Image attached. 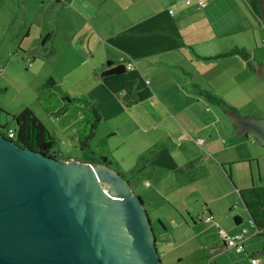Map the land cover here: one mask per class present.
<instances>
[{
	"label": "crops",
	"instance_id": "0c3cea01",
	"mask_svg": "<svg viewBox=\"0 0 264 264\" xmlns=\"http://www.w3.org/2000/svg\"><path fill=\"white\" fill-rule=\"evenodd\" d=\"M0 4V71L18 59L27 60L31 67L39 61L65 63L60 72L70 75L87 69L84 77L89 83L83 81V94L75 97L86 98L101 115L95 138L106 127L109 141L121 135L126 142L154 146L145 154H137L139 161L149 159L145 170L126 179L132 186L149 175L156 194L169 205L176 227L171 235L161 223L164 233L160 245L157 238V247L162 263L165 256L166 264L203 260L207 264H251L250 257L264 264V234L257 233L245 202L251 201L241 194L264 188L260 174L264 152L257 161L247 143L258 141L251 134L240 135L232 124L233 114L223 107L215 105L219 110L213 116L223 111L230 124L226 130L218 127L224 123L222 119L210 118L202 111L209 103L202 91H211L237 109L241 118L264 119V103L259 104L254 94L259 82L264 86L258 71L264 60L259 56L257 40L258 30L264 34V27L258 25L245 0H214L205 9L186 7L176 0H0ZM236 49L246 50L251 61L257 62L253 64L256 73L238 57L206 60ZM95 61L102 68L109 61L131 62L134 68L123 75L103 77V69H88ZM55 82L71 94L63 82ZM241 97L248 98L246 108H257L256 115L241 114L245 104L235 102ZM76 118L80 131L83 121L80 115ZM224 130L229 140L233 136L239 140L237 145L224 144ZM72 131L77 130H70L68 137L72 143L78 142ZM241 138H246L245 142ZM198 139L202 145L195 142ZM197 145L203 146L205 153L198 151ZM245 148L247 158L234 157L235 150ZM238 161L248 164L250 177L238 173L232 177ZM254 163L259 171L257 185ZM137 164L120 173L130 174ZM223 173L230 180L227 186ZM163 188L166 194L161 192ZM239 201L244 204L242 209ZM242 213L247 214L251 231L245 227ZM209 216L229 236L248 231L246 255L226 249L219 229L200 220ZM181 237L190 240L184 243ZM183 251L188 257L180 253Z\"/></svg>",
	"mask_w": 264,
	"mask_h": 264
},
{
	"label": "water",
	"instance_id": "95a60500",
	"mask_svg": "<svg viewBox=\"0 0 264 264\" xmlns=\"http://www.w3.org/2000/svg\"><path fill=\"white\" fill-rule=\"evenodd\" d=\"M231 120L264 146V119ZM0 264L163 263L143 199L122 173L0 134Z\"/></svg>",
	"mask_w": 264,
	"mask_h": 264
},
{
	"label": "rangeland",
	"instance_id": "374dc122",
	"mask_svg": "<svg viewBox=\"0 0 264 264\" xmlns=\"http://www.w3.org/2000/svg\"><path fill=\"white\" fill-rule=\"evenodd\" d=\"M264 34L260 30L257 32V40H258V46H259V53L261 54V58L264 60V42H263ZM258 56V57H259ZM63 64L58 61H39L35 67H31L30 63L27 62V60L18 59L17 61H11L6 63L4 69V72H1L0 76V127L5 128V133H8L10 129H15L16 126L13 123L12 116L16 114H20L23 111L29 109L34 112L36 117L43 122V124L49 129L50 133L57 139L58 145L55 148V150L58 153V156L62 160H76L79 162H83L85 160H100L101 157H108L113 162L114 165H116V169L120 172L121 170H129L132 168V164L138 163L139 159L137 158V154H145L149 152V148H153L154 146L151 143L143 142L144 145H140L138 141H130L126 142V137L118 135L116 137H113L111 141H109V131H106V127L101 128L97 134V137L94 138L90 142L91 149H81V146H79V142H71L70 138L68 137V132L72 129L78 131V127L80 128L81 123L76 121V117H78L77 112H72V114L64 115V116H56L55 114H49L47 112V108H53L55 106V103H57L56 98L54 96L46 98V102L42 101L40 102L38 100V91L43 86L47 84L49 79H55L59 80L60 82H63L64 88L70 90L71 94L70 97L74 98L75 96H81L83 94L81 84L84 83L88 84L89 79L84 77L86 75L87 69H80L77 73H70L64 74L60 69V66L62 67ZM68 64V63H67ZM71 64L75 65L76 63L72 62ZM98 61L90 63V68H98V72H100L103 68L100 67ZM84 67V65H83ZM65 78L67 79V83L64 82ZM85 89V88H84ZM86 90V89H85ZM254 94L257 96V101L259 104L264 103V86L261 85V82H259L257 89L254 90ZM74 96V97H73ZM75 98H81V97H75ZM237 104H245V108L241 111V114H248V115H256V107L254 105H248L249 107L246 108V104L248 103L247 97L240 98L239 101H235ZM207 108L209 110H207ZM219 110L216 108L215 104L209 102L207 105L203 107V112L208 113V117L210 118H216V119H222V124L218 125L221 129H225L230 124L228 122V118L225 116L223 111L219 113L217 116L213 114L214 111L217 112ZM221 111V110H220ZM261 110L258 109V112ZM224 130V138H222L223 141H225L226 146L230 145H237L235 144L237 141H239L235 136L231 137L232 140L228 139V135L226 131ZM77 131H72L70 134L75 136L74 139L77 138ZM213 131V132H212ZM212 132L213 135H215V129H213ZM154 137V132L151 133ZM122 138V139H121ZM138 138V136H137ZM121 139V140H120ZM245 142L244 139L241 138ZM109 141V143H108ZM198 143V141H195ZM196 143V144H197ZM195 144V143H194ZM249 146V152L257 156L258 158L261 155V152H264V146L261 145L259 142H254V139H252V142L249 140V143H247ZM256 145V146H255ZM222 146H224L222 144ZM234 147V146H232ZM194 149V148H193ZM201 153H205L206 149L203 146H198L196 148ZM154 150V149H153ZM248 149L245 148L241 152L234 151V157L235 158H247L249 155L247 153ZM233 153V152H232ZM92 157V158H91ZM141 159V158H140ZM251 161V160H249ZM247 162V161H245ZM243 162H236L235 167H233V173L232 177L236 176V174H246V176L250 177V171L248 169V164ZM213 163H210V166H212ZM136 168V167H135ZM133 168L132 170L134 171ZM228 168V166H227ZM260 174L262 177H264V160L260 163ZM223 172V171H222ZM229 172V169H228ZM226 176V173H223ZM149 175H143V177L140 180H137L136 183L132 184V189L134 193L138 196H141V198L144 201L145 206H148V214L150 217V220L152 222V226L155 232V235L158 238V245L162 241L161 235L164 233L162 224L165 225L171 235H173V231L175 230V222H173V215L170 212L169 205L165 203L162 199H160V196L156 194L155 187L150 181ZM253 177L255 180V184L259 183V171L256 166V163L253 164ZM229 178L226 176L224 178V181L226 183V186L228 185ZM235 180V179H234ZM161 192L167 193L164 188L161 189ZM195 202V201H194ZM238 206L240 209L244 207V204L242 201L238 202ZM245 221V227L251 231V222L247 220V214L242 213L241 214ZM177 222V221H176ZM162 223V224H161ZM190 238L181 237V242H188ZM157 245V246H158ZM186 251L180 252L183 254V256L186 258L188 257V253H185ZM173 256V254H172ZM175 257V256H173ZM166 264V258L165 256L162 257ZM184 264H207L205 260L199 262V261H190L186 262Z\"/></svg>",
	"mask_w": 264,
	"mask_h": 264
},
{
	"label": "trees",
	"instance_id": "16d2710c",
	"mask_svg": "<svg viewBox=\"0 0 264 264\" xmlns=\"http://www.w3.org/2000/svg\"><path fill=\"white\" fill-rule=\"evenodd\" d=\"M250 6L251 14L260 27H264V0H245ZM1 10V4H0ZM238 57L243 62H246L250 70L254 73L253 64L257 63L251 61V55L246 50H233L229 53L219 55L214 58L206 59L208 62L224 61L230 58ZM255 62V63H254ZM129 62H112L109 61L104 66L102 71L103 77H112L126 74L128 69L126 64ZM256 73V72H255ZM204 98L215 105L223 107L228 113L239 114L238 110L226 103L224 99L214 94L211 91H202ZM54 96L57 103L53 108H47L49 114L56 116H64L69 112H77L83 121V128L78 131L77 139L81 149H91L90 142L95 138L96 131L100 125L102 118L98 110L86 98H72L69 94L61 90L54 79H49L47 84L38 91V100L47 101L46 98ZM40 101V102H41ZM13 123L16 128L10 129L14 132V138L10 139L8 133H5V128L0 127V134L4 135L11 141L15 142L23 149H30L37 153L44 154L48 157L61 159L58 156L55 148L58 145L57 139L50 133L46 126L36 117L32 110H25L20 114L12 116ZM9 130V131H10ZM101 162L110 166L114 170L116 165L108 157H101ZM149 159L143 157L138 162L134 171L128 175H124L127 179L138 176L146 165ZM243 198L250 199V204L245 200L247 208L250 212L253 224L259 229L264 230V188H253L249 191L241 193Z\"/></svg>",
	"mask_w": 264,
	"mask_h": 264
},
{
	"label": "built area",
	"instance_id": "2783aa9c",
	"mask_svg": "<svg viewBox=\"0 0 264 264\" xmlns=\"http://www.w3.org/2000/svg\"><path fill=\"white\" fill-rule=\"evenodd\" d=\"M214 0H176L177 4H181V5H185L186 7H198V8H207L209 4H211ZM172 14V11L170 12ZM126 67L128 70H132L134 68V64L129 62L126 64ZM1 72L0 71V76H1ZM8 136L10 139L14 138V132L12 130H10L8 132ZM198 143L200 145L203 144L202 140L198 139ZM200 220L202 222H205L207 224H211L213 223L218 229H219V233L223 239V241L225 242V246L226 249L237 253L239 255H246L247 250H246V244L247 241L249 240V233L247 230H243L240 234L235 235V236H229L227 233H225L224 230L220 229V226L214 221V218L212 216L203 218L200 217ZM256 227V226H255ZM257 228V227H256ZM257 233H263L264 234V230H259L257 228ZM250 263L251 264H261L260 261L256 258H249Z\"/></svg>",
	"mask_w": 264,
	"mask_h": 264
}]
</instances>
